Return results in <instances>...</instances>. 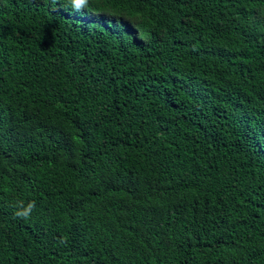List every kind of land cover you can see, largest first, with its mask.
Wrapping results in <instances>:
<instances>
[{
	"label": "trees",
	"instance_id": "16d2710c",
	"mask_svg": "<svg viewBox=\"0 0 264 264\" xmlns=\"http://www.w3.org/2000/svg\"><path fill=\"white\" fill-rule=\"evenodd\" d=\"M0 264H264V0H0Z\"/></svg>",
	"mask_w": 264,
	"mask_h": 264
},
{
	"label": "clouds",
	"instance_id": "9594fccd",
	"mask_svg": "<svg viewBox=\"0 0 264 264\" xmlns=\"http://www.w3.org/2000/svg\"><path fill=\"white\" fill-rule=\"evenodd\" d=\"M61 0H51L52 4L60 3ZM90 0H67V5L75 12H81L84 9L88 8ZM15 211L13 213L14 217L28 220L30 219L32 212L36 207L35 201H29L25 205L23 200H18L13 205ZM63 243V241H61Z\"/></svg>",
	"mask_w": 264,
	"mask_h": 264
}]
</instances>
